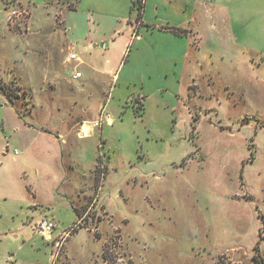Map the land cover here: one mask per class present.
I'll return each instance as SVG.
<instances>
[{"label":"rangeland","instance_id":"374dc122","mask_svg":"<svg viewBox=\"0 0 264 264\" xmlns=\"http://www.w3.org/2000/svg\"><path fill=\"white\" fill-rule=\"evenodd\" d=\"M107 1L83 0L80 20L66 34L75 39L84 76L115 69L120 60L123 69L118 85L105 82L91 98L78 94L74 110L82 117L83 101L94 103L88 116L97 117V128L95 195L83 198L77 215L66 205L53 204L50 213L35 205L41 193L34 183L42 180L28 182L19 162L30 175L38 141L26 158V145L11 136L12 111L1 107L10 105L36 128L55 129L69 95L60 87L78 84L45 83L44 70L48 58L56 64L52 39L66 32L74 1L0 0V264H254L256 249L264 258V5L164 0L158 13L150 5L143 19L156 27L189 26L188 43L172 61L158 51L162 33L129 38L140 0ZM119 17L106 46L94 48L98 23L107 28ZM151 44L159 47L152 51ZM8 53L14 61L6 66ZM42 152L39 167L53 158ZM41 216L57 223L50 238L34 228Z\"/></svg>","mask_w":264,"mask_h":264},{"label":"crops","instance_id":"0c3cea01","mask_svg":"<svg viewBox=\"0 0 264 264\" xmlns=\"http://www.w3.org/2000/svg\"><path fill=\"white\" fill-rule=\"evenodd\" d=\"M72 1H74V6L65 12L66 16L64 22L66 32L63 34V36L57 38L54 37V39H52L55 55L54 60L56 64H50L51 58H48L46 60L47 66L44 70L45 83L50 81L52 82V80L66 79L70 84H78L75 88H70V86L68 85H63L60 87V91H68L69 95H67V98L65 100H62V104L66 106V109L63 106V108L65 109L64 112H61V114H56L54 116L53 123L56 126L55 129L49 130V132L42 130L40 126L39 128H36V126L32 125L26 118H24V116H19L10 105L5 103L1 105V107L3 106L4 108L10 107V110L12 111L13 118H11L12 121H10L11 136H14L13 138H16L17 141H22L24 145H26L24 147V150H22V153H26V158H28L33 143L35 141H38V149H40L41 151L38 150L32 152V154L30 155L31 159H29V162L31 163V165H34L32 166V172L30 173V175L28 174V168H25L22 162H19L21 164V168L19 169L22 173V177H25L28 182L31 180L29 178L34 179V181L38 179L42 180L41 186L34 183V186L37 188L36 192L40 191L41 193V196L39 195L38 198H36L37 202L35 205L46 208L45 211L47 213H50V210L48 209H50L51 205L61 204L69 206L77 214V209H79V204L83 201V198L88 197L89 194L90 196L95 195L94 184L96 181L93 172L95 165V158L93 156V137L97 128V117L88 116V114L90 113L89 111L93 110L94 103L90 104L83 101L82 104H84V106L81 109L83 113L82 117L78 116L77 111L76 109L74 110V108H77L80 104L78 101L79 92H82L83 90H86V92L89 91L86 97L91 98L93 93H95L97 87H99V94L105 91L104 88L100 86L101 84L107 83L110 85L109 87H111V85H118L119 83H121L119 81L122 80L120 78L123 71V69L121 68L122 60L119 61L115 69L109 65H106L103 68L91 69V73L89 74L88 72H86V76H84V74L80 70H78L79 66L84 65V61L81 59L79 53L74 50L75 39L72 40V38L68 37V35L66 34L68 33V31L73 30L76 27V23H78V21L80 20V17L78 19V16L75 15L79 14L80 3L83 0ZM109 1L110 0H108L107 2ZM134 1L135 0H129V5L132 6ZM256 1H259L261 5H264V0ZM204 2L205 0H198V3L202 7L205 4ZM150 5L152 11L155 13H158L162 8L167 7L164 0H143L141 21L142 25H146V27L143 28L142 26H140L135 37L132 36L131 28L129 30L126 29V32L133 43L135 42V40L154 38L155 32L162 33L163 37L160 40L155 39L157 44L160 43L159 41L163 43L161 48L158 45L155 47L152 44L151 45L153 46V49L152 46H150V48L152 51H154L159 47V53L162 52L165 54V56H172V61H175L176 56L173 54V51L183 48L185 43H188V39L185 38V36H187L188 32H190L187 29L189 26L187 23L183 25L180 22L176 23L166 21V24H160L158 27H156L155 24H152L149 21L143 19L145 14L149 10L148 8ZM2 7L0 10V17H2L3 14ZM85 17L87 18V15L83 18V20L85 21V25L87 26L89 25L87 21L88 18L86 19ZM120 18L122 17L115 18V23H110L108 25L109 27L107 28L105 27V24L101 25L100 23H98L101 27L99 28V30L96 27V30L94 31V37L91 38V41H99V43L97 44H94V42H92L94 48H103L106 46L105 43L110 40L109 37L112 38V33L118 28V24L120 23L118 19ZM188 18L189 15L186 16L184 20L186 21ZM174 29L178 30L174 31ZM49 43L50 42H48V44ZM164 45L166 46L162 48ZM85 48L84 51L86 50ZM69 53L77 54L81 61L76 62L68 60ZM121 55H123V51H121ZM2 60H5L6 66H9L10 60L14 61V59H10L9 53L2 56ZM120 68L121 70L119 71ZM76 71H80L81 76L77 79H73L72 75ZM95 74H97V76ZM149 75L151 76L152 74L149 73ZM106 76L107 79L105 78ZM124 79L126 80L123 81L127 83L135 82L132 81L131 78L124 77ZM114 81L115 83L112 84ZM107 86L108 85H106V87ZM142 87H144V84H142ZM104 105L99 102V113L102 107H105ZM92 112L93 111H91V114ZM107 120L108 122H111L110 118H107ZM43 124L44 123H42V125ZM101 124H103V121ZM4 125L5 123L2 121L1 129H4ZM100 126L102 127V125ZM53 131L57 133V141H61V143L58 141L61 144L60 147H55L54 145H52L54 144V142H56V137L55 135H53ZM49 147L50 149L48 150ZM53 147H55V149ZM69 147H76V150H70ZM1 151L4 150L1 149ZM13 152L14 154H19L21 151H19L18 148H14ZM41 152L44 154V156H53V158L48 157L50 161L46 164L40 165L39 167L36 163L37 160L41 157ZM34 188L33 186H31V193L33 192L32 196L35 197L36 193L35 191H32Z\"/></svg>","mask_w":264,"mask_h":264},{"label":"built area","instance_id":"2783aa9c","mask_svg":"<svg viewBox=\"0 0 264 264\" xmlns=\"http://www.w3.org/2000/svg\"><path fill=\"white\" fill-rule=\"evenodd\" d=\"M142 1L143 0H141V6L143 5ZM142 9H143V7H142ZM141 25H142L141 19H135L133 25L131 26L133 37H135V35L137 34V30ZM68 60H72V61H76V62L81 61L80 58L78 57V55L75 53H69ZM80 76H81L80 71H76L72 75L73 79H77ZM56 227H57V223H56L55 219L51 216H41L39 219L36 220V222L34 224V228L39 234H41L43 236H48L49 238H50L51 234L55 231Z\"/></svg>","mask_w":264,"mask_h":264},{"label":"trees","instance_id":"16d2710c","mask_svg":"<svg viewBox=\"0 0 264 264\" xmlns=\"http://www.w3.org/2000/svg\"><path fill=\"white\" fill-rule=\"evenodd\" d=\"M141 1V0H140ZM140 9H138V12H137V19H141V15H142V6H139ZM178 29H174V31H177ZM256 249V248H255ZM252 260H253V263L254 264H264V258L262 256H259L258 254V250L256 249V252L252 255Z\"/></svg>","mask_w":264,"mask_h":264}]
</instances>
